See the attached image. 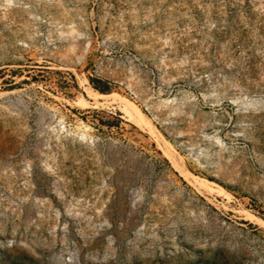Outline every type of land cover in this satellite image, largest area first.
<instances>
[{"label":"rangeland","instance_id":"rangeland-1","mask_svg":"<svg viewBox=\"0 0 264 264\" xmlns=\"http://www.w3.org/2000/svg\"><path fill=\"white\" fill-rule=\"evenodd\" d=\"M0 264H264V0H0Z\"/></svg>","mask_w":264,"mask_h":264},{"label":"trees","instance_id":"trees-1","mask_svg":"<svg viewBox=\"0 0 264 264\" xmlns=\"http://www.w3.org/2000/svg\"><path fill=\"white\" fill-rule=\"evenodd\" d=\"M91 86L100 92H107L110 90V83L106 79L97 76L88 77Z\"/></svg>","mask_w":264,"mask_h":264},{"label":"bare ground","instance_id":"bare-ground-1","mask_svg":"<svg viewBox=\"0 0 264 264\" xmlns=\"http://www.w3.org/2000/svg\"><path fill=\"white\" fill-rule=\"evenodd\" d=\"M138 116H141V115L138 114ZM141 117H142V116H141Z\"/></svg>","mask_w":264,"mask_h":264}]
</instances>
